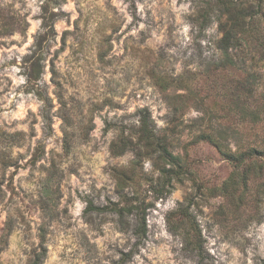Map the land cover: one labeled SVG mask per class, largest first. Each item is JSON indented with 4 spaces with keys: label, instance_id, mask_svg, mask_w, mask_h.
<instances>
[{
    "label": "rangeland",
    "instance_id": "374dc122",
    "mask_svg": "<svg viewBox=\"0 0 264 264\" xmlns=\"http://www.w3.org/2000/svg\"><path fill=\"white\" fill-rule=\"evenodd\" d=\"M202 1L0 0V264H264V4L221 66ZM142 109L183 165L164 188ZM211 128L257 149L225 192L234 165L195 139ZM186 198L201 258L167 222Z\"/></svg>",
    "mask_w": 264,
    "mask_h": 264
},
{
    "label": "trees",
    "instance_id": "16d2710c",
    "mask_svg": "<svg viewBox=\"0 0 264 264\" xmlns=\"http://www.w3.org/2000/svg\"><path fill=\"white\" fill-rule=\"evenodd\" d=\"M263 4L264 0H206L200 3L196 16L199 28L206 26L211 19V14H214L219 21V28L222 31V36L218 40L217 45L223 53V60H220L221 66H224L227 61L233 62L230 54L231 51L239 47L241 42L245 41V38L242 36L247 32L249 25V19H247V17H251L254 8H260ZM2 26L3 25L0 24V32ZM141 112L142 115L135 131L143 146L157 153L155 161L160 168L161 174L159 180L162 179L163 183L161 187L164 188L166 185L170 186L169 182L173 175L180 176L184 172L183 165L179 161L180 156L178 154H173L172 151L169 150V143L165 135H156L154 124L149 117L148 110L142 109ZM254 116L257 118V115ZM195 139L206 140L211 143L216 150L235 167L231 176L219 190L225 192L228 187L235 188L238 180L246 181L250 164L247 166V171L245 172L239 173L238 169L245 164L247 158L257 154V149L255 147L249 146L245 150H240V146L237 145L235 149L230 148L226 132L219 128H211L210 131L200 130L199 133L195 135ZM114 146L115 144L112 143V150ZM114 153L119 152L114 151ZM258 170H261V166ZM166 193H169V188L164 189L162 192L160 191V196ZM191 204L192 199L190 198H186L184 202L179 203L174 211L168 213L167 222L169 228L173 232H179L182 235L185 248L190 252H195V255L201 258L204 251L203 239L198 224L190 211ZM138 210H140V205L130 203L127 208L123 207L118 212L121 216H123L124 211L127 213H134L135 224L133 231L138 237H143L146 232V223L144 215H141ZM173 214L178 218L176 224L171 222ZM43 256L44 250L41 252L34 251L31 253L27 264H40Z\"/></svg>",
    "mask_w": 264,
    "mask_h": 264
}]
</instances>
